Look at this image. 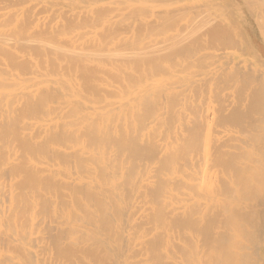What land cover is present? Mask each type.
<instances>
[{"label": "bare ground", "instance_id": "1", "mask_svg": "<svg viewBox=\"0 0 264 264\" xmlns=\"http://www.w3.org/2000/svg\"><path fill=\"white\" fill-rule=\"evenodd\" d=\"M0 264H264V0H0Z\"/></svg>", "mask_w": 264, "mask_h": 264}]
</instances>
